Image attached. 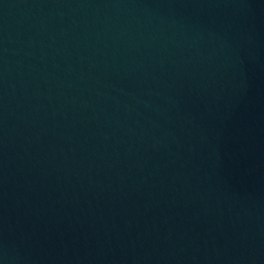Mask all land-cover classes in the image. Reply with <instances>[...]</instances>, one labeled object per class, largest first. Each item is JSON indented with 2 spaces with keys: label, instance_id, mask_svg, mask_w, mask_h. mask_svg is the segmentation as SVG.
Instances as JSON below:
<instances>
[{
  "label": "water",
  "instance_id": "95a60500",
  "mask_svg": "<svg viewBox=\"0 0 264 264\" xmlns=\"http://www.w3.org/2000/svg\"><path fill=\"white\" fill-rule=\"evenodd\" d=\"M0 264H264V0H0Z\"/></svg>",
  "mask_w": 264,
  "mask_h": 264
}]
</instances>
